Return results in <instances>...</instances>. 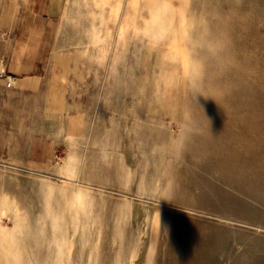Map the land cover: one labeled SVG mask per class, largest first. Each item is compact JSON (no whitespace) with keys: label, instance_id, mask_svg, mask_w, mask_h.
<instances>
[{"label":"rangeland","instance_id":"obj_1","mask_svg":"<svg viewBox=\"0 0 264 264\" xmlns=\"http://www.w3.org/2000/svg\"><path fill=\"white\" fill-rule=\"evenodd\" d=\"M159 1L63 0L58 83L0 114V264H264V0Z\"/></svg>","mask_w":264,"mask_h":264},{"label":"crops","instance_id":"obj_2","mask_svg":"<svg viewBox=\"0 0 264 264\" xmlns=\"http://www.w3.org/2000/svg\"><path fill=\"white\" fill-rule=\"evenodd\" d=\"M34 2L28 0L27 3L33 5ZM43 3L36 7L39 10L36 18L17 19L11 12L12 23L0 27V72L14 77L11 88L5 87L0 80V114L8 108L11 98L34 100L40 96L42 89L54 88L59 81L54 72L52 24L53 18L62 14L64 2L45 0ZM60 81L68 83L69 80L65 77Z\"/></svg>","mask_w":264,"mask_h":264},{"label":"bare ground","instance_id":"obj_3","mask_svg":"<svg viewBox=\"0 0 264 264\" xmlns=\"http://www.w3.org/2000/svg\"><path fill=\"white\" fill-rule=\"evenodd\" d=\"M159 3H160V5L158 6V5H156L157 6V8H153L152 10H153V19L152 20H150L149 22H148V26L149 27H153V26H156L157 24V20L158 19H156V14L158 13V12H160V11H162V12H165L166 14H171L170 16H171V18H170V21H169V23H168V25H171V22H173V18L172 17H174L175 15L177 16L178 14H179V10H176V9H172L171 7H170V5H169V0H164V1H162V2H160L159 1ZM155 6V7H156ZM182 7V6H181ZM178 9V8H177ZM161 15V14H160ZM159 15V16H160ZM169 16V17H170ZM181 17V16H180ZM167 22V21H166ZM180 29V28H179ZM176 30V29H175ZM178 31V30H177ZM161 32L162 33H164V32H166V26L165 25H163V24H161ZM179 55V54H178ZM180 56V55H179ZM176 57V56H175ZM172 58V57H171ZM179 58V57H178ZM166 59H168V58H166ZM170 60V59H169ZM164 61V60H163ZM163 61H162V63L161 64H163ZM180 61H183V59L182 58H180ZM174 67V66H173ZM182 68V67H181ZM165 70V69H164ZM167 70V69H166ZM171 75H169V77H170ZM168 77V78H169ZM179 78V77H178ZM171 79H175V80H177V78H176V76H174V74H173V77H171ZM170 80V79H169ZM173 80H172V82H173ZM167 81V80H166ZM176 82V81H175ZM176 85V84H175ZM174 85V86H175ZM66 171V170H65ZM69 173V172H68ZM71 174V173H70Z\"/></svg>","mask_w":264,"mask_h":264},{"label":"built area","instance_id":"obj_4","mask_svg":"<svg viewBox=\"0 0 264 264\" xmlns=\"http://www.w3.org/2000/svg\"><path fill=\"white\" fill-rule=\"evenodd\" d=\"M0 80L4 82V85L7 88H11L14 83V77L12 75L3 74L2 72H0Z\"/></svg>","mask_w":264,"mask_h":264}]
</instances>
